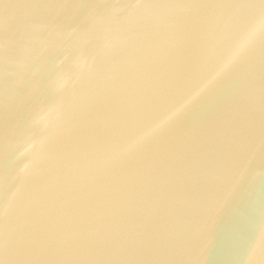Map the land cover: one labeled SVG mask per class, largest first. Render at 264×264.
Returning <instances> with one entry per match:
<instances>
[{
    "label": "water",
    "instance_id": "water-1",
    "mask_svg": "<svg viewBox=\"0 0 264 264\" xmlns=\"http://www.w3.org/2000/svg\"><path fill=\"white\" fill-rule=\"evenodd\" d=\"M264 0H0V214L42 186L60 225L158 254L30 264H264V32L186 111ZM58 193L59 195H55ZM0 264H22L10 249Z\"/></svg>",
    "mask_w": 264,
    "mask_h": 264
},
{
    "label": "snow or ice",
    "instance_id": "snow-or-ice-1",
    "mask_svg": "<svg viewBox=\"0 0 264 264\" xmlns=\"http://www.w3.org/2000/svg\"><path fill=\"white\" fill-rule=\"evenodd\" d=\"M261 16L264 19V14ZM136 146L125 148L123 152L128 157ZM88 195L91 193L77 195L70 202L65 194L66 198L62 202L55 203L51 186H42L34 193L32 199L22 201L18 206L14 233L9 232V213L5 211L0 214V252L14 249L22 264H30L39 260L95 256L120 262L127 261L129 256L158 254L162 251V238L158 236H141L128 242L118 240L108 233L84 229L74 231L62 227L60 216L64 214L65 208L71 204L81 212H86V206L82 204L88 199Z\"/></svg>",
    "mask_w": 264,
    "mask_h": 264
},
{
    "label": "clouds",
    "instance_id": "clouds-1",
    "mask_svg": "<svg viewBox=\"0 0 264 264\" xmlns=\"http://www.w3.org/2000/svg\"><path fill=\"white\" fill-rule=\"evenodd\" d=\"M262 32H264V21L249 29L241 37V39L236 43L231 52L226 56L222 64L218 67L214 75H212V77L202 86V88L198 92H196L193 96L177 106L161 121L156 123L152 128L148 129L142 136L133 140L129 145V148H134L142 140L155 134L174 119L179 118L203 91L210 88L217 79L227 74L231 70V68L239 62V60L246 54L248 49L254 44V42Z\"/></svg>",
    "mask_w": 264,
    "mask_h": 264
}]
</instances>
